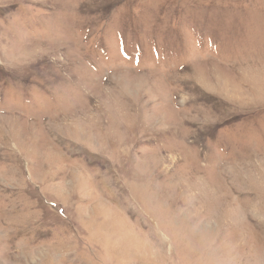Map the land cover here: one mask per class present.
<instances>
[{
  "label": "rangeland",
  "instance_id": "1",
  "mask_svg": "<svg viewBox=\"0 0 264 264\" xmlns=\"http://www.w3.org/2000/svg\"><path fill=\"white\" fill-rule=\"evenodd\" d=\"M0 264H264V0H0Z\"/></svg>",
  "mask_w": 264,
  "mask_h": 264
}]
</instances>
